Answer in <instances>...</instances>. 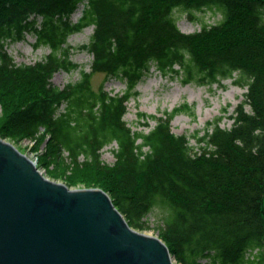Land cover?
<instances>
[{
    "label": "trees",
    "instance_id": "16d2710c",
    "mask_svg": "<svg viewBox=\"0 0 264 264\" xmlns=\"http://www.w3.org/2000/svg\"><path fill=\"white\" fill-rule=\"evenodd\" d=\"M177 8L190 19L202 8L221 17L186 33L173 17ZM88 25L93 32L81 48L92 55L90 69L54 85L56 71L77 67L68 35ZM29 33L50 51L16 64L5 42ZM151 65L184 83L232 78L246 87L231 127L219 117L206 122L192 135L194 150L171 131L177 113L192 112L182 103L159 116L139 112L155 124L133 131L123 119L126 103ZM94 73L124 80V90L109 92L104 82L93 89ZM0 105V136L53 145L64 167L50 173L67 186L102 188L135 229L151 228L157 209L153 229L177 263L264 264V0H0ZM111 142L115 160L107 164L101 149Z\"/></svg>",
    "mask_w": 264,
    "mask_h": 264
},
{
    "label": "water",
    "instance_id": "95a60500",
    "mask_svg": "<svg viewBox=\"0 0 264 264\" xmlns=\"http://www.w3.org/2000/svg\"><path fill=\"white\" fill-rule=\"evenodd\" d=\"M0 264H175L99 187L71 188L0 136Z\"/></svg>",
    "mask_w": 264,
    "mask_h": 264
},
{
    "label": "rangeland",
    "instance_id": "374dc122",
    "mask_svg": "<svg viewBox=\"0 0 264 264\" xmlns=\"http://www.w3.org/2000/svg\"><path fill=\"white\" fill-rule=\"evenodd\" d=\"M82 8L83 5L81 4L70 15L72 22H76L81 16ZM191 11L195 17L194 19H190L189 11L183 8H177L173 11V17L179 29L186 33L200 30L203 24H214L221 17L220 12L212 8L193 9ZM92 32L93 25H88L80 31L68 35L66 39V45L69 48L68 59L77 64V67L56 71L51 78L54 85L62 87L67 82H74L79 79L81 70L90 69L92 55L86 49L81 48V46L88 42ZM34 41L35 37L29 33L25 34L21 39L7 40L5 48L16 64H32L42 59L50 51L47 45L35 47ZM148 70L146 75L137 83L135 95L126 103V112L123 119L133 131L142 130L147 132L155 124V120L147 118L144 120L138 115L139 112L146 115L159 116L164 110L170 111L182 103L190 105L192 112L177 113L171 119V131L177 135L185 134L194 150H197L199 143L196 137L193 136H200L203 133L206 122L219 117L221 127H231L233 123L231 115L235 107L244 99L246 87L235 83L232 78H224L212 84L184 83L180 77L160 73L154 65H151ZM102 82H104V89L109 92H121L125 88V81L119 78H110L105 81L103 73H94L92 75L91 85L93 89H97ZM246 108L248 109V106ZM2 114L3 106L0 105V117ZM5 139L12 142L19 151L33 159L45 176L52 180L66 183L64 178L53 176L50 173L52 171L61 174L63 172L62 167H64L63 163L56 157L53 145L46 140L35 145L29 138H24L17 142L8 137ZM116 147L115 142L103 146L100 158L104 163L111 164L114 162L113 151ZM63 154L66 155L65 152ZM84 186L85 184L82 181H78L70 187L80 188ZM158 212L155 209L154 213L149 217L151 228L137 230L157 235L153 225L157 223ZM262 250L264 254V246ZM202 262H206V260L203 259ZM174 263L180 264L175 259Z\"/></svg>",
    "mask_w": 264,
    "mask_h": 264
}]
</instances>
